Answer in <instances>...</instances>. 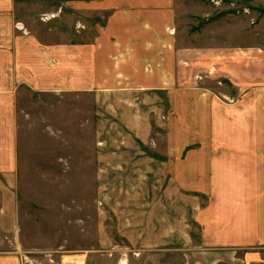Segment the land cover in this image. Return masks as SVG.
Masks as SVG:
<instances>
[{"label": "crops", "instance_id": "crops-1", "mask_svg": "<svg viewBox=\"0 0 264 264\" xmlns=\"http://www.w3.org/2000/svg\"><path fill=\"white\" fill-rule=\"evenodd\" d=\"M16 3L0 0V182L7 184L17 170L18 89L96 86L102 114L124 134L131 136L132 126L140 131V114L148 117V127L149 117L161 112L164 118L158 131L164 140L154 143L161 155L142 151L126 135L104 144L99 178L114 183L101 192L116 218L113 241L121 242L108 251L109 260L122 264L132 252L140 258L176 253L190 262L200 257L205 264H229L239 252L264 250V108L254 102L246 108L245 100L229 108L210 94L200 95L196 108L204 109L196 113L194 135L181 140L183 75L180 47L167 33L176 17L170 0H105L92 6L66 0L72 9L108 15L103 28L97 17L91 44L71 41L56 26L32 27V17L54 12L55 3L29 8ZM16 21L29 34L17 31ZM114 93L120 94L118 103L106 106ZM13 199L0 208V229L16 230ZM0 264L25 262L17 252L0 251Z\"/></svg>", "mask_w": 264, "mask_h": 264}, {"label": "rangeland", "instance_id": "rangeland-1", "mask_svg": "<svg viewBox=\"0 0 264 264\" xmlns=\"http://www.w3.org/2000/svg\"><path fill=\"white\" fill-rule=\"evenodd\" d=\"M65 1L16 0V4L29 8L50 7L55 3L54 12L45 11L32 17V27L56 26L68 31L71 41L91 44L96 37V9L78 11L64 5ZM68 1L92 6L96 1L105 0ZM170 1L176 17L174 27L168 28L167 33L180 47L184 76L180 90L181 140L188 141L194 135L190 129L197 124L196 113L204 109V105L196 108L195 98L200 95L210 94L229 108H235L244 100L250 104L245 105L248 108L254 102L262 110L264 0ZM49 14L55 17L44 22L42 17ZM97 20L103 28L108 15H101ZM17 22L14 26L19 31ZM78 24L84 29L78 30ZM25 31L29 34L26 26ZM19 32L25 36L24 32ZM212 60L217 62L213 66L210 65ZM149 71L153 72L151 68ZM117 95L120 94L106 98L104 104H117ZM101 97L96 93V86H85L80 91L70 86L67 92H34L22 86L16 92L17 170L14 178H6L7 184L0 182V208L3 202L14 198L17 227L13 231L0 229V251L17 252L25 264H119L108 259V251L121 242L113 241L116 237L112 222L116 218L103 201L101 188L111 187L114 181L99 178L101 152L104 144L124 141L126 135L127 142L135 145L138 141L137 148L142 151L149 148L154 155H161L154 143L164 140L158 132L164 118L161 112L149 117L148 127V117L140 114V131H132V126L131 137L124 134L122 127L113 126L112 117L102 114ZM136 183L134 180V188ZM239 253L238 259L230 258L229 264H264V250ZM244 253L248 254L245 259ZM178 255L140 258L132 252L124 262L205 264L198 256L190 262V257L184 259ZM102 256L105 258L101 259Z\"/></svg>", "mask_w": 264, "mask_h": 264}, {"label": "built area", "instance_id": "built-area-1", "mask_svg": "<svg viewBox=\"0 0 264 264\" xmlns=\"http://www.w3.org/2000/svg\"><path fill=\"white\" fill-rule=\"evenodd\" d=\"M54 17H55V15L49 14V15H44V16L42 17V19H43L44 22H50V21H52V19H53ZM16 28H17L19 31L24 32L25 34H26V32H27V31H25V26H24V24L21 23V22H17ZM77 29H78V30H83L84 27H83V25L78 24ZM63 264H64V263H63Z\"/></svg>", "mask_w": 264, "mask_h": 264}, {"label": "bare ground", "instance_id": "bare-ground-1", "mask_svg": "<svg viewBox=\"0 0 264 264\" xmlns=\"http://www.w3.org/2000/svg\"><path fill=\"white\" fill-rule=\"evenodd\" d=\"M123 264H125V262H123Z\"/></svg>", "mask_w": 264, "mask_h": 264}]
</instances>
